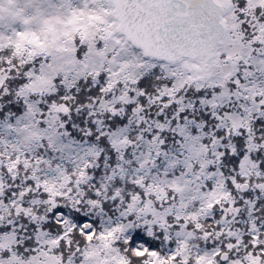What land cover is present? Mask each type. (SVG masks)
I'll return each instance as SVG.
<instances>
[{"label": "snow or ice", "instance_id": "6c2138e0", "mask_svg": "<svg viewBox=\"0 0 264 264\" xmlns=\"http://www.w3.org/2000/svg\"><path fill=\"white\" fill-rule=\"evenodd\" d=\"M0 264H264V0H0Z\"/></svg>", "mask_w": 264, "mask_h": 264}]
</instances>
